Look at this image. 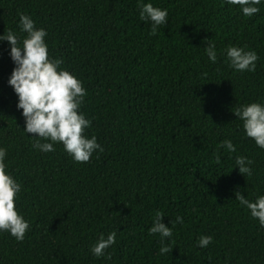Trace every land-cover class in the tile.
Masks as SVG:
<instances>
[{
  "label": "trees",
  "instance_id": "obj_1",
  "mask_svg": "<svg viewBox=\"0 0 264 264\" xmlns=\"http://www.w3.org/2000/svg\"><path fill=\"white\" fill-rule=\"evenodd\" d=\"M147 3L168 11L156 35L140 19ZM257 7L249 18L226 0H0V36L11 30L22 46L21 13L48 33L49 57L86 90L84 134L104 149L77 163L61 143L33 147L8 84L11 46L0 41V148L30 224L23 241L0 231V264H264V227L235 196H264V149L233 113L264 105V0ZM230 46L255 51L256 70L233 69ZM225 140L236 152L219 147ZM236 156L253 161L250 177ZM158 211L173 232L163 241L149 232ZM113 231L111 258L95 257ZM201 236L212 243L199 247Z\"/></svg>",
  "mask_w": 264,
  "mask_h": 264
},
{
  "label": "clouds",
  "instance_id": "obj_2",
  "mask_svg": "<svg viewBox=\"0 0 264 264\" xmlns=\"http://www.w3.org/2000/svg\"><path fill=\"white\" fill-rule=\"evenodd\" d=\"M227 4L239 6L245 17H252L259 12L257 5L261 0H226ZM140 19L151 23L150 35H156L160 26L168 23V11L153 4L140 6ZM21 31L26 38L19 45L17 35L11 30L0 36V41H7L10 56L15 67L8 80L18 97L17 108L22 109L26 121L24 131L33 134L38 139L33 147L45 153L54 151L53 145L61 143L65 151L77 163H88L94 152L104 149L97 143L96 137L87 138L85 130L90 127L91 121L80 112L85 102L86 90L82 82L67 70H62V60L51 59L48 45L45 41L48 33L37 29L35 22L27 15L20 14ZM212 63L217 61V50L214 43L205 49ZM226 56L230 65L237 72H254L258 56L255 51H246L244 47L230 46L226 49ZM234 115L243 121L246 136L254 140L255 144L264 149V105L250 103L236 108ZM50 141L41 143L40 141ZM228 152H236L231 140H225L219 145ZM6 150L0 148V231L8 232L17 241H23L30 228L28 221L18 212L16 200L21 192V184L7 171L5 163ZM216 162H220L219 155ZM253 161L244 156H236L235 164L239 173L244 176L253 174ZM236 199L241 206H245L253 219H258L264 227V196H259L254 202L249 201L240 192H236ZM162 212H156L151 234H160L161 240L171 238L172 228L162 223ZM175 223H183L182 217H177ZM115 231L105 239L101 234L96 244L91 248L92 254L99 258L106 256V250L116 243ZM211 236H201L198 246L206 248L212 243ZM171 247L162 246L160 254L172 252ZM110 259V254L106 256Z\"/></svg>",
  "mask_w": 264,
  "mask_h": 264
}]
</instances>
